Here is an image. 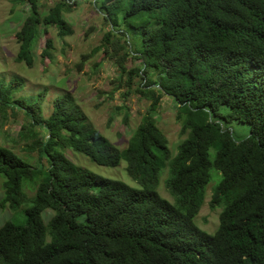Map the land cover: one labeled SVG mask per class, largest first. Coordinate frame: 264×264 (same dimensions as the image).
I'll return each instance as SVG.
<instances>
[{"label": "trees", "instance_id": "trees-1", "mask_svg": "<svg viewBox=\"0 0 264 264\" xmlns=\"http://www.w3.org/2000/svg\"><path fill=\"white\" fill-rule=\"evenodd\" d=\"M17 2L29 10L15 35V60L33 67L43 32L55 27L60 37L71 35L64 14L78 0H60L47 12L39 0ZM93 5L110 30L94 51L109 52L113 31L118 47L121 39L131 45L140 68L127 70L126 55L111 59L128 75L129 93L133 77L140 78L135 91L151 100V110L120 149L68 94L55 97L46 115L47 88L14 97L0 79V113H24L18 140L26 141L29 156L0 145L1 206L19 210L16 219L25 213L23 223L6 220L0 226V264H264V0ZM120 23L131 29H118ZM51 49L48 39L41 56L51 59ZM161 95L177 104L186 136L174 156L155 118ZM233 122L248 125L249 135L238 140ZM67 149L106 167L125 160L139 186L77 165ZM167 168L173 202L158 192ZM215 177L211 205L222 211L210 234L196 217ZM47 209L52 213L46 220Z\"/></svg>", "mask_w": 264, "mask_h": 264}, {"label": "rangeland", "instance_id": "rangeland-1", "mask_svg": "<svg viewBox=\"0 0 264 264\" xmlns=\"http://www.w3.org/2000/svg\"><path fill=\"white\" fill-rule=\"evenodd\" d=\"M60 0H39L43 12ZM94 0H78V4L65 11L64 17L71 35L60 37L55 27H50L43 32L35 46V65L28 67L24 63H18L15 57L18 52L16 32L20 29L28 14V4L18 3L17 0H0V79L6 82V92L14 97L35 94L48 89L43 104L46 115L53 110V100L61 94L72 97L75 106L79 109L89 123L101 134L107 137L120 149L127 147L143 117L151 110V100L144 98L136 90L140 81L139 77H133L132 92L127 87V74H121L118 65L111 59H119L126 55L125 67L127 70L140 68L141 59L133 54L131 45L124 39L119 41L123 47H118L114 42L118 41L117 32L111 34L109 52L102 47L105 43V35L110 31L104 21V15L93 5ZM121 26V27H120ZM118 29L128 31L131 28L120 23ZM53 41L51 59L41 56L46 41ZM132 45L135 43L131 39ZM114 54V55H113ZM89 56L82 62L83 56ZM82 67L80 68V66ZM148 85L150 82L146 81ZM179 109L173 99L161 95L155 118L158 125L168 139L172 155H176L178 146L185 139L181 133V121L178 119ZM26 117L22 111L16 117L9 114L4 118L0 113V145L12 148L16 153L27 156L26 141L18 140V132L25 124ZM234 136L241 140L250 133L248 125L233 122L230 125ZM211 158L215 151L211 150ZM67 156L79 166L89 169L100 176L121 180L131 186H139L127 172V162L122 160L116 167L101 166L92 161L85 154L67 149ZM37 154L32 152L30 158L35 164ZM217 174V172H213ZM168 168L164 170L160 178L158 192L162 197L174 201L173 196L166 187ZM219 182L216 177L207 187L205 202L196 217L197 225L210 234L215 233L220 222L221 207H213L211 198L214 186ZM30 195L33 191H29ZM3 198L2 181L0 180V226L6 220L17 223L25 221V213L20 219H16L19 213L8 205L1 206ZM28 205V204H27ZM24 207V206H23ZM52 210L47 209L43 217L47 218Z\"/></svg>", "mask_w": 264, "mask_h": 264}]
</instances>
